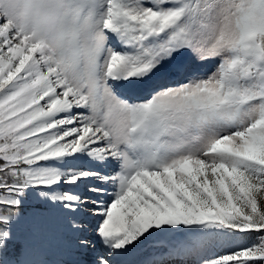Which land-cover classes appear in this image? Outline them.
<instances>
[{
	"label": "snow or ice",
	"instance_id": "obj_1",
	"mask_svg": "<svg viewBox=\"0 0 264 264\" xmlns=\"http://www.w3.org/2000/svg\"><path fill=\"white\" fill-rule=\"evenodd\" d=\"M0 264H264V0H0Z\"/></svg>",
	"mask_w": 264,
	"mask_h": 264
},
{
	"label": "rangeland",
	"instance_id": "obj_2",
	"mask_svg": "<svg viewBox=\"0 0 264 264\" xmlns=\"http://www.w3.org/2000/svg\"><path fill=\"white\" fill-rule=\"evenodd\" d=\"M215 66V62H213V64H210L207 66V70H211L213 67ZM59 240L58 237L53 235L52 239H51V243L53 245V247H55L56 244H58ZM97 250H99V245H97ZM87 259H92L91 255L89 257H87Z\"/></svg>",
	"mask_w": 264,
	"mask_h": 264
}]
</instances>
